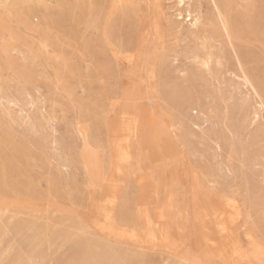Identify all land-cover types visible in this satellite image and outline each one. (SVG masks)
Masks as SVG:
<instances>
[{
	"label": "rangeland",
	"instance_id": "1",
	"mask_svg": "<svg viewBox=\"0 0 264 264\" xmlns=\"http://www.w3.org/2000/svg\"><path fill=\"white\" fill-rule=\"evenodd\" d=\"M0 264H264V0H0Z\"/></svg>",
	"mask_w": 264,
	"mask_h": 264
},
{
	"label": "bare ground",
	"instance_id": "2",
	"mask_svg": "<svg viewBox=\"0 0 264 264\" xmlns=\"http://www.w3.org/2000/svg\"><path fill=\"white\" fill-rule=\"evenodd\" d=\"M235 204V203H234ZM195 210V209H194ZM207 216V215H206ZM154 239L156 240V242H162L163 241V237L161 234H159L158 232H155L153 235ZM159 247V246H158ZM157 248V247H156ZM158 250V249H157Z\"/></svg>",
	"mask_w": 264,
	"mask_h": 264
}]
</instances>
